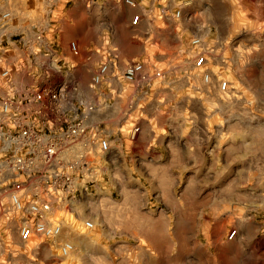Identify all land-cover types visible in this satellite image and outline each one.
I'll return each instance as SVG.
<instances>
[{
  "label": "built area",
  "instance_id": "1",
  "mask_svg": "<svg viewBox=\"0 0 264 264\" xmlns=\"http://www.w3.org/2000/svg\"><path fill=\"white\" fill-rule=\"evenodd\" d=\"M124 3L138 5L136 0ZM161 13L181 17L180 10L167 7ZM140 18H131L132 30ZM11 21L12 11L1 8L0 231L5 236L18 233L23 242L34 237L54 241L66 213L90 197L101 179L119 182L124 141H139L142 120L153 115L167 119L160 136L169 148L173 112L188 109L179 105L174 87L188 75L183 70L185 51L123 59L107 29H102L101 45L82 48L72 42L63 50L61 27L51 36L47 28L10 34ZM190 45L199 48L194 68L209 83L203 69L208 50L199 37ZM218 87L226 92L228 82L219 80ZM93 226L92 220L84 222L88 230ZM236 234L233 230L229 238ZM257 242L264 243V229ZM59 248L63 256L73 250L69 242Z\"/></svg>",
  "mask_w": 264,
  "mask_h": 264
},
{
  "label": "rangeland",
  "instance_id": "2",
  "mask_svg": "<svg viewBox=\"0 0 264 264\" xmlns=\"http://www.w3.org/2000/svg\"><path fill=\"white\" fill-rule=\"evenodd\" d=\"M136 2L133 8L124 0H0V9L12 11L8 33L47 28L50 36L78 12L84 24V31L77 34L78 43H87L107 29L123 59L139 56L141 41L150 56L160 58L183 48V70L188 75L174 87L180 93L179 105L188 108L183 115L195 122L190 134L221 136L223 140L220 172L199 177L205 184L201 195L213 199L217 186L225 209L221 216L209 218L203 208L192 207L189 218L169 223L174 237L169 244L158 241L164 252L159 263L264 264V243L257 242L264 225L260 228L255 223L264 224V0ZM164 7L181 11L179 19L169 21L178 26L174 34L164 30L162 13L156 18L151 13ZM139 13L154 17L150 21L154 28L144 40L130 27V19ZM194 37L201 38L208 50L203 69L210 75L209 83L194 68L201 53L190 45ZM219 80L228 82L226 92L219 90ZM233 230L237 234L230 240Z\"/></svg>",
  "mask_w": 264,
  "mask_h": 264
},
{
  "label": "crops",
  "instance_id": "3",
  "mask_svg": "<svg viewBox=\"0 0 264 264\" xmlns=\"http://www.w3.org/2000/svg\"><path fill=\"white\" fill-rule=\"evenodd\" d=\"M151 13L155 18L161 14L156 10ZM139 14L141 18L133 30L144 40L154 28L150 23L154 17ZM70 17L62 23L58 37L63 50L72 42L82 48L102 44V30L96 38L79 44L77 34L84 31V24L78 12ZM162 19L166 32L174 34L178 30L169 22L172 18ZM137 48L139 56L130 59L150 53L143 41ZM175 92L180 96L176 88ZM166 120L162 115H153L141 121L143 133L139 141H124L119 182L101 179L90 197L76 202L73 211L66 213L63 230L54 241L34 237L23 242L18 233L5 236L1 230L0 264H160L159 257L164 252H160L158 241L169 244L174 237L169 223L189 218L192 207L203 208L209 218L221 216L225 209L221 190L215 186L214 198L208 200L201 195L205 184L199 177L220 172L222 137L190 134L195 125L177 109L170 123L174 134L166 148L160 136ZM86 220L94 222L92 229L84 227ZM255 223L260 228L264 225L263 221ZM64 242L73 246L65 256L59 248Z\"/></svg>",
  "mask_w": 264,
  "mask_h": 264
}]
</instances>
